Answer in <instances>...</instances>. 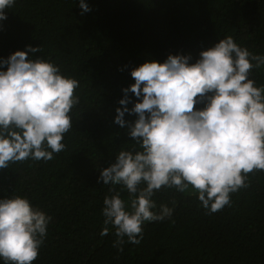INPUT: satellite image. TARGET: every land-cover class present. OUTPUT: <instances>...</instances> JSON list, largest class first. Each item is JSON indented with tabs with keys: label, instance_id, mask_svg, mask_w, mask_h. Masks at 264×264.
I'll use <instances>...</instances> for the list:
<instances>
[{
	"label": "trees",
	"instance_id": "1",
	"mask_svg": "<svg viewBox=\"0 0 264 264\" xmlns=\"http://www.w3.org/2000/svg\"><path fill=\"white\" fill-rule=\"evenodd\" d=\"M85 3L91 11L81 15L79 0H16L0 21V58L41 47L29 57L50 60L80 82V103L70 113L73 129L62 141L66 150L47 163L28 160L0 169V199L27 197L52 218L32 264H264V170L249 174V187L231 195V207L210 215L191 190L162 188L152 199L156 211L175 205L172 218L146 222L141 243L126 242L122 252L113 247L112 225L100 235L103 201L113 193L97 182L101 170L134 143L128 124L138 117L125 113L124 127L114 122L116 109L123 108L122 89L135 83L131 70L169 55H190L195 63L201 51L227 36L264 55V0ZM249 78L264 86V66ZM128 95L131 109L138 99ZM115 191L129 200L120 186Z\"/></svg>",
	"mask_w": 264,
	"mask_h": 264
},
{
	"label": "clouds",
	"instance_id": "2",
	"mask_svg": "<svg viewBox=\"0 0 264 264\" xmlns=\"http://www.w3.org/2000/svg\"><path fill=\"white\" fill-rule=\"evenodd\" d=\"M16 0H0V21ZM81 15L91 11L79 0ZM26 46L0 58V169L28 160L47 163L66 150L62 141L73 129L70 113L80 103V82L58 65L29 53ZM190 55H169L163 63L146 61L131 70L135 83L122 89L123 108L114 122L124 127L125 113L134 141L103 168L98 183L110 185L100 235L115 229L113 247L139 245L146 222L171 219L173 207L152 199L162 188L197 195L206 214L232 206L231 195L249 187V174L264 170V86H255L252 70L264 66V55L238 45L231 36ZM129 93L138 102L129 109ZM205 103L202 109L197 104ZM127 191L129 200L122 198ZM51 217L27 197L0 199V259L4 264H32L47 236ZM125 237L127 240H125Z\"/></svg>",
	"mask_w": 264,
	"mask_h": 264
}]
</instances>
